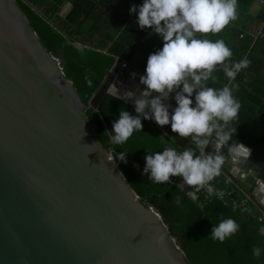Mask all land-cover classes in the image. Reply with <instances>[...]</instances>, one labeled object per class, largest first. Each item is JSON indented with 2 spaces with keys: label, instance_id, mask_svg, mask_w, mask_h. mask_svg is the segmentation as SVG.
<instances>
[{
  "label": "water",
  "instance_id": "95a60500",
  "mask_svg": "<svg viewBox=\"0 0 264 264\" xmlns=\"http://www.w3.org/2000/svg\"><path fill=\"white\" fill-rule=\"evenodd\" d=\"M120 68L117 61L85 106L63 59L48 50L17 1L0 0V264H191L162 211L131 189L87 115L93 109L109 136L101 111L107 96L137 115L133 100L113 91ZM222 152L227 156L228 147ZM252 155L226 163L222 175L254 188L264 207L263 169Z\"/></svg>",
  "mask_w": 264,
  "mask_h": 264
},
{
  "label": "trees",
  "instance_id": "16d2710c",
  "mask_svg": "<svg viewBox=\"0 0 264 264\" xmlns=\"http://www.w3.org/2000/svg\"><path fill=\"white\" fill-rule=\"evenodd\" d=\"M16 1L48 50L63 59L66 75L73 81L85 106L117 61L130 63L139 52L148 57L163 47L162 38L151 29L135 28L138 12L130 13V8L133 5L138 8L143 0H28L70 34L73 42L22 0ZM259 1L264 2L238 0V19L221 33L208 34L205 38L223 39L233 51V61L242 58L251 61L250 67L242 70L235 80H229L218 69L214 73L215 82L209 81V86L231 85L241 103L238 118L229 125L236 128L232 143L241 141L253 148L252 161L263 168L264 180V32L254 29L257 23L264 25V4L254 10ZM66 5H71V9L64 16ZM75 42H80L83 49L77 48ZM86 77L92 81L91 85ZM121 110L133 113L132 107L113 96L103 100L101 111L110 131ZM87 115L101 143L113 149L114 158L119 152H127V163L115 159L117 166L135 194L162 211L191 264H264V251L259 259L252 254L253 245L264 250V236L258 231L264 226V207L253 196L254 188L228 181L221 175L213 184L225 190L224 199L215 196L206 199L202 191L198 193L201 208L178 187L182 177H172L171 183L157 184L143 173L148 150L155 152L169 145L177 146L153 120L142 119V131L134 132L126 143L119 145L110 142L109 133L93 109L89 108ZM177 196L181 198L180 204L175 202ZM245 208L251 212L243 211ZM229 217L240 224L239 231L224 242L214 240L210 235L214 224Z\"/></svg>",
  "mask_w": 264,
  "mask_h": 264
},
{
  "label": "clouds",
  "instance_id": "9594fccd",
  "mask_svg": "<svg viewBox=\"0 0 264 264\" xmlns=\"http://www.w3.org/2000/svg\"><path fill=\"white\" fill-rule=\"evenodd\" d=\"M137 12L139 27L158 34L163 47L148 56L145 74L139 78L144 88L136 93L128 91L121 98L133 100L137 115L121 110L119 119L113 122L110 142L126 143L134 132L142 131V119L154 120L159 126L170 124L171 131L187 139L191 146L169 145L162 151L148 150L143 173L157 184L182 177L178 187L181 191L188 187L190 190L185 194L201 208L198 193L202 191L206 199L215 196L223 200L225 190L217 189L213 181L222 175L226 163H246L252 153L242 143H229L236 133V128L229 125L238 118L240 101L228 85L215 88L209 86V81L215 82L214 73L218 69L229 80H235L242 70L250 67L251 61L247 58L233 61V51L223 39L213 41L205 37L221 33L238 19V0H143L138 8L136 5L130 8V13ZM86 82L92 83L87 77ZM172 93L176 107L170 112ZM163 139L161 136L162 142ZM210 144L213 150L206 151ZM224 146L228 147L227 156L222 152ZM126 153L119 152L115 159L127 163ZM106 158L113 161L111 153ZM260 190L264 191V184ZM175 202L180 204L181 198L175 197ZM243 211L250 213L251 209ZM239 229L235 219L224 218L214 224L210 235L224 242ZM258 231L264 236V226ZM162 239L157 238V243ZM262 251L261 247L252 246L255 258L259 259Z\"/></svg>",
  "mask_w": 264,
  "mask_h": 264
},
{
  "label": "crops",
  "instance_id": "0c3cea01",
  "mask_svg": "<svg viewBox=\"0 0 264 264\" xmlns=\"http://www.w3.org/2000/svg\"><path fill=\"white\" fill-rule=\"evenodd\" d=\"M263 4H264L263 1H261V3L259 1L255 5L254 10L258 9L259 7H263ZM69 6H70V8H69L68 12L71 9V5H69ZM135 28L136 29L140 28L138 23L137 24L135 23ZM254 29H255V31L260 30V32H264V25H258V23H257V24H255ZM147 59H148V57L145 56V54H140V52H139V54H136L134 59L130 63L125 61V62H127L129 64V66L126 69L120 68V70L118 71V74H117L118 75L117 79L113 78V81L111 83L112 87H113V91L116 89V91L118 93H119V91H123L124 94H127L128 91H132L133 93L134 92L136 93L137 89H141L142 90L144 88V86L139 83V78H140V76L145 74V69H146V65H147ZM120 65H121V62H120ZM132 73L136 74L135 78L132 77V75H131ZM137 83H139L140 86ZM174 96H175V93L170 94V99H169V104L171 105V108L169 109L170 112L172 111L173 108L176 107ZM193 101H194V96H193ZM156 125L176 145L180 146L181 148H183L185 146H191L190 142L187 139H182L177 134H175V133H173L171 131L170 124L166 125V126H159L158 124H156ZM231 143H232V140H231L230 144ZM239 143L245 144L247 147H249V148H251L253 150V148L250 145H248L247 143H243L241 141ZM208 148L206 149V151H209ZM253 152H254V150H253ZM251 161H252V159H251ZM253 163H255V162H253ZM261 180L264 182L262 177H261Z\"/></svg>",
  "mask_w": 264,
  "mask_h": 264
},
{
  "label": "rangeland",
  "instance_id": "374dc122",
  "mask_svg": "<svg viewBox=\"0 0 264 264\" xmlns=\"http://www.w3.org/2000/svg\"><path fill=\"white\" fill-rule=\"evenodd\" d=\"M69 8H70V6H69V5H66V6L64 7V9H63L62 15L65 16V15L68 13ZM117 76H118V75H117ZM230 86H231V85H230ZM230 86H229V87H230ZM114 91H116V89H115ZM251 128H252L254 131L257 130V129L254 127V125H252Z\"/></svg>",
  "mask_w": 264,
  "mask_h": 264
},
{
  "label": "built area",
  "instance_id": "2783aa9c",
  "mask_svg": "<svg viewBox=\"0 0 264 264\" xmlns=\"http://www.w3.org/2000/svg\"><path fill=\"white\" fill-rule=\"evenodd\" d=\"M241 37H243V35ZM128 66H129V64L127 62H125V61L121 62V68L126 69V68H128ZM259 181H261V180H259Z\"/></svg>",
  "mask_w": 264,
  "mask_h": 264
}]
</instances>
